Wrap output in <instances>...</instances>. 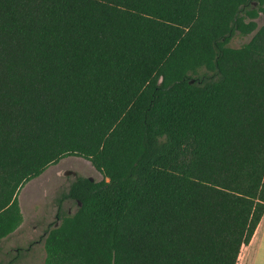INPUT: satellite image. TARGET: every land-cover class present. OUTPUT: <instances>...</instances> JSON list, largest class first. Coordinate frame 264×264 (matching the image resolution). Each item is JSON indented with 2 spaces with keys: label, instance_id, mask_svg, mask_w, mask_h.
Masks as SVG:
<instances>
[{
  "label": "trees",
  "instance_id": "obj_1",
  "mask_svg": "<svg viewBox=\"0 0 264 264\" xmlns=\"http://www.w3.org/2000/svg\"><path fill=\"white\" fill-rule=\"evenodd\" d=\"M259 14L264 0H0V241L22 186L76 157L103 180L57 200L43 264H236L264 214ZM235 32L253 35L228 47Z\"/></svg>",
  "mask_w": 264,
  "mask_h": 264
},
{
  "label": "rangeland",
  "instance_id": "obj_2",
  "mask_svg": "<svg viewBox=\"0 0 264 264\" xmlns=\"http://www.w3.org/2000/svg\"><path fill=\"white\" fill-rule=\"evenodd\" d=\"M254 22L257 28L261 27L264 24L263 16L259 14ZM252 35L235 32L227 46L240 48ZM75 174L77 177L91 178L94 182L103 180L90 162L82 158L66 157L22 186L17 198L23 221L17 231L0 241L1 263L5 264L15 258V264H43L45 232L58 225L57 200L67 194L74 180L72 175ZM60 211L71 215L76 211V205L71 200H62Z\"/></svg>",
  "mask_w": 264,
  "mask_h": 264
},
{
  "label": "crops",
  "instance_id": "obj_3",
  "mask_svg": "<svg viewBox=\"0 0 264 264\" xmlns=\"http://www.w3.org/2000/svg\"><path fill=\"white\" fill-rule=\"evenodd\" d=\"M236 264H264V214L249 244L241 248Z\"/></svg>",
  "mask_w": 264,
  "mask_h": 264
},
{
  "label": "water",
  "instance_id": "obj_4",
  "mask_svg": "<svg viewBox=\"0 0 264 264\" xmlns=\"http://www.w3.org/2000/svg\"><path fill=\"white\" fill-rule=\"evenodd\" d=\"M193 83V81H190L189 82V84H192ZM91 182H93V179H91V178H88ZM55 227H57V225H55Z\"/></svg>",
  "mask_w": 264,
  "mask_h": 264
},
{
  "label": "flooded vegetation",
  "instance_id": "obj_5",
  "mask_svg": "<svg viewBox=\"0 0 264 264\" xmlns=\"http://www.w3.org/2000/svg\"><path fill=\"white\" fill-rule=\"evenodd\" d=\"M72 176H74V179H76V178H77L76 174H75V175H72Z\"/></svg>",
  "mask_w": 264,
  "mask_h": 264
}]
</instances>
